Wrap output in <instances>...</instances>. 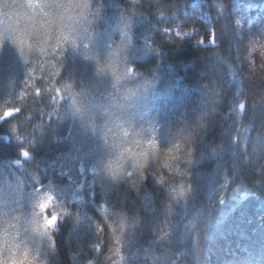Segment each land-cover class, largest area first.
Returning a JSON list of instances; mask_svg holds the SVG:
<instances>
[{"label": "trees", "instance_id": "1", "mask_svg": "<svg viewBox=\"0 0 264 264\" xmlns=\"http://www.w3.org/2000/svg\"><path fill=\"white\" fill-rule=\"evenodd\" d=\"M0 264H264V0H0Z\"/></svg>", "mask_w": 264, "mask_h": 264}, {"label": "rangeland", "instance_id": "2", "mask_svg": "<svg viewBox=\"0 0 264 264\" xmlns=\"http://www.w3.org/2000/svg\"><path fill=\"white\" fill-rule=\"evenodd\" d=\"M196 8H197V12L202 11L199 6H196ZM203 16L205 17L206 15L203 14ZM173 32L176 35H183L186 37L191 36V31H186L179 27L175 28ZM202 44L203 45L214 44V41L213 39H211L209 43L202 42ZM101 118L104 119L106 124L111 125L112 123L111 116L104 115V116H101ZM113 119L117 120V118L115 117H113ZM88 122L89 121L87 120H83L80 123L79 132H80L82 144L84 145V148H83L84 151L88 150L86 153L92 155L93 159H95V155H93L92 152L97 148L108 151V153H113L117 155L118 158L122 159L123 161H125V159L127 158L134 156L130 149H127L126 147H124L123 144L119 145V142H117V140L112 139V135L108 132V130H106V126H103L102 122H99V121H94L92 123H88ZM145 137L146 136L143 134L136 136L137 143L143 144L146 139ZM136 147L139 148L141 146L138 145ZM136 147L134 146V153H137ZM134 160L135 159H132V158L128 159L127 160L128 165ZM71 180L72 179H70V181ZM20 221L21 219L15 215L9 219H6L5 230L6 232L12 233L14 235L15 244L19 243L18 245H20L23 248L24 244L22 243V235L20 231L21 229Z\"/></svg>", "mask_w": 264, "mask_h": 264}, {"label": "clouds", "instance_id": "3", "mask_svg": "<svg viewBox=\"0 0 264 264\" xmlns=\"http://www.w3.org/2000/svg\"><path fill=\"white\" fill-rule=\"evenodd\" d=\"M109 62L111 64L119 65V81L117 82L115 78L112 84L115 95L119 97L118 102L122 101L124 105H130L138 98L141 92L150 87V81L146 79L141 81L139 79V74L135 69V65L126 59L123 46L110 54ZM106 75L109 77L113 76L110 70L107 71ZM180 148L183 149L184 145L181 144ZM187 151L189 156H191L192 149L189 148Z\"/></svg>", "mask_w": 264, "mask_h": 264}, {"label": "snow or ice", "instance_id": "4", "mask_svg": "<svg viewBox=\"0 0 264 264\" xmlns=\"http://www.w3.org/2000/svg\"><path fill=\"white\" fill-rule=\"evenodd\" d=\"M110 68H111V65H110V64L107 65V66H100V67L98 68V71H99L100 73H104V72H106V71H109ZM112 74H113V76L116 78V80H117V82H118L120 77L117 75V72H116V70H115L114 68L112 69ZM151 147H152L153 149H155V148H156L155 143H153V144L151 145ZM178 147H179V145H176V146H174V147H172V148H169V149L167 150V152L165 153V159H164V166H165V167L168 166V164H169V159L175 157V153H176ZM129 151H130V150H129ZM22 154L25 155V156L28 155V153H27L26 151L23 152ZM142 159H143L145 162L147 161V151L144 152V153H142ZM139 166H140V167H143L144 165H143V164H140ZM48 223H49V225H51V224H52V221L49 220Z\"/></svg>", "mask_w": 264, "mask_h": 264}]
</instances>
